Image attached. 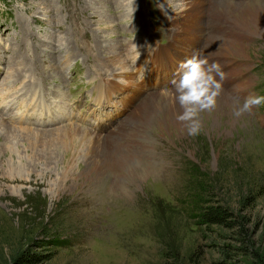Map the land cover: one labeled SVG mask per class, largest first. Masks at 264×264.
<instances>
[{
    "label": "rangeland",
    "instance_id": "1",
    "mask_svg": "<svg viewBox=\"0 0 264 264\" xmlns=\"http://www.w3.org/2000/svg\"><path fill=\"white\" fill-rule=\"evenodd\" d=\"M103 1L98 2L110 9L98 25L96 0H0V264H264V105L240 117L218 115L221 128L198 136L143 126L154 151L167 160L160 165L162 174L143 177L110 168L105 140L120 141L117 133L129 115H117L112 131L94 129L97 117L108 116L111 108L98 104L92 76L112 78L116 70L98 43L102 26L114 36L105 41L107 48L132 71L133 83L123 89L139 91L136 84L146 73L136 69V77L127 64L133 60L129 50L168 33L173 25L167 6L181 3L155 0L167 13L157 26L147 0H139L142 6L134 2L144 15L133 14L128 0ZM219 1L264 13V0ZM72 7L78 18L69 15ZM239 12L220 21L231 34L245 18ZM252 18L255 36L239 46L249 47L241 52L248 58L237 56L236 47L228 55L242 62L243 77L253 76L247 93L223 84L222 94L235 108L250 95H264V33L256 30L258 15ZM209 19L208 11L205 22ZM106 88L100 100L108 97ZM133 92L123 98L125 106L135 100ZM153 93L164 92H149L145 100ZM75 99L81 103L75 105ZM58 109L68 113L67 124L39 121ZM127 137L122 151L144 156L128 147L144 139ZM212 204L229 208L233 226L201 215Z\"/></svg>",
    "mask_w": 264,
    "mask_h": 264
},
{
    "label": "bare ground",
    "instance_id": "2",
    "mask_svg": "<svg viewBox=\"0 0 264 264\" xmlns=\"http://www.w3.org/2000/svg\"><path fill=\"white\" fill-rule=\"evenodd\" d=\"M98 1L99 0H96L97 3L94 4L96 13H94L93 15L94 17H96V22H98L97 24L102 25L105 22L100 23V21L104 20L103 19L105 17L104 13L107 11V9H110V7L107 8L106 4L100 3ZM103 2H106V1H103ZM179 2L181 4H177V3L173 4L170 2L167 7H169L170 10L172 11V17L176 21L177 26L179 27L180 30L184 32H189L191 33L192 36L201 37L203 41H205L204 38H207L206 44L203 45L204 49L202 52L204 55L206 54L216 55L217 57L227 56V55H230L231 52L233 53L232 48L236 47L237 56L247 57V56L242 55L241 52L245 49L247 50L249 47L247 48V46H244V47L243 46L239 47V46L245 39L254 38L255 36L254 30L250 28V27L255 26L253 22L254 19L252 18L254 16L258 15V20L256 21V30L258 32L260 31L264 33V13L263 15H261V14H258V11L246 9L244 7L245 6L244 4H239V3L228 4V3H225L219 0H189V1L179 0ZM90 7H94V6H90ZM208 11H209L210 19L205 22V15L208 13ZM235 11H242V13L240 12L239 13L242 14L245 18L241 19L240 17L239 24H237L235 20L237 25L236 26L234 25L235 26L234 32L232 34L230 32H225V33L215 32V33L205 34L204 26H207L211 23L214 24L215 22H220L222 19L224 20V18L227 17L228 14L230 15L233 12L235 13ZM93 20L94 19H91V22H93ZM230 22L234 23V21H230ZM106 23L111 24L110 22H106ZM228 23H229V20H228ZM232 26L231 28H233ZM104 28L105 27L102 26V29L99 34L100 40L97 39L99 40L98 43L100 44V46L102 45L101 47L104 49L103 52L107 54L108 56L107 58L109 59V61L114 64V66L112 65L113 68L118 70L116 74L120 76L121 78H123L124 81L127 82V84L133 83L130 81V78L133 77L130 74L132 71L130 69H129L130 71L129 70L127 71V69L123 65L125 60L122 58V56L118 52L112 51V48H107L108 45L105 44V41L111 40L114 36H113V33H111L110 31L104 32L103 31ZM97 29H100V27ZM257 31H255V33L258 34ZM100 41L104 42V45H106V47ZM109 45H112V43H110ZM143 47L144 46H142V48ZM145 48H149V46H145ZM237 53H240L241 55H238ZM113 60H115V62ZM20 61L22 62V60ZM229 61L230 59H227L226 64H228ZM138 62L135 63V68L137 70H141L142 72L146 73V76L143 77L141 80L145 79L148 83L158 84L160 80L166 79L168 69H167V65L164 62H161L159 66L154 67L152 73H150L149 70L143 68L139 59H138ZM152 65H158V63L153 62ZM252 78L253 76H249V77L247 76L246 78H243V79L241 78L242 80L239 79L238 82L236 81L237 84L233 86L232 89L234 90V92H239V93L249 92L250 91L249 86H251L253 82ZM106 86H107L106 91L109 94H112L113 90L123 88L117 82L106 83ZM168 90L169 92L167 94L153 93L156 95H152L150 96L151 98L149 97L146 100L144 98V101L139 103L136 109H133L129 114L127 113V115H129V123L126 127L123 128V130L117 133V136L120 138V141H116V143H111L110 142L111 140L110 141L108 139L105 140L107 141V146L104 149V153H105L104 159L106 161V164H108L110 168H113V169L125 168V170L132 169L136 174H138L139 176H143V177L144 176H156V175L162 174L163 171L160 170V165L162 162H165L167 160L165 159V156H162L161 153L159 154L158 152H155L156 150L154 151V147L150 144V137H149L150 135L148 136L149 133L143 130V126L150 127L152 124H154V126L160 129V131L162 130L165 134L173 135L175 133L176 136L182 137V138L189 136L185 128L183 127L182 123L177 120V115L182 112V109L179 107L178 103L175 100V96L173 94L174 89L172 88ZM135 91L138 92V89H136ZM135 91L133 93H135ZM160 91L164 92L162 90ZM228 99L226 98L225 95L222 94L218 100V107L214 111L210 113L204 112L201 114L204 132L205 131L208 132V129L210 127L214 128L215 131L216 129L219 130L221 128L219 124L215 123L217 122L216 120L218 118V115L229 114L235 117L233 115V112L237 108H235L234 103ZM228 106H231V107H228ZM237 107L239 108L240 106H237ZM228 108L234 109V110L228 111ZM224 110H227L228 113L224 112ZM53 121H55L54 123H57L56 121L58 120L56 119ZM22 126L20 124V127ZM30 129H27V130L32 131ZM71 129L74 131V134L81 133L82 135H89V133L85 130H81L78 128H71ZM102 129L106 130L105 128H102ZM91 133L92 132L90 131V134ZM131 134L140 135L144 139V143L142 144H137V143L132 144L131 143L130 146L128 147H130L131 150H134L135 148H138V151L142 150V152L145 154L144 156L136 154L135 152H134L135 155H132L130 154V151H127L126 153L122 151L123 145H124L123 140ZM134 158H137V159L141 158V159L137 160ZM134 166H139L141 168L136 169Z\"/></svg>",
    "mask_w": 264,
    "mask_h": 264
},
{
    "label": "clouds",
    "instance_id": "3",
    "mask_svg": "<svg viewBox=\"0 0 264 264\" xmlns=\"http://www.w3.org/2000/svg\"><path fill=\"white\" fill-rule=\"evenodd\" d=\"M219 77V79H217ZM226 78L218 62H209L207 57L193 55L181 61L177 67V77L171 80L175 100L182 112L177 115L189 136H198L203 131L201 114L212 112L218 107ZM169 90H164L167 94ZM264 105V95L248 96L233 115L240 117L251 113L254 108Z\"/></svg>",
    "mask_w": 264,
    "mask_h": 264
},
{
    "label": "trees",
    "instance_id": "4",
    "mask_svg": "<svg viewBox=\"0 0 264 264\" xmlns=\"http://www.w3.org/2000/svg\"><path fill=\"white\" fill-rule=\"evenodd\" d=\"M202 214L212 223L224 224L226 223L228 226H233L230 223L231 221V211L228 207L223 206L221 204H212L210 206H206L202 208ZM22 257L18 256L17 259L20 260Z\"/></svg>",
    "mask_w": 264,
    "mask_h": 264
}]
</instances>
